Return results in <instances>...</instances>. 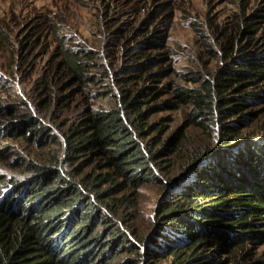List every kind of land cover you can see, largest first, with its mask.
I'll use <instances>...</instances> for the list:
<instances>
[{
    "label": "trees",
    "instance_id": "trees-1",
    "mask_svg": "<svg viewBox=\"0 0 264 264\" xmlns=\"http://www.w3.org/2000/svg\"><path fill=\"white\" fill-rule=\"evenodd\" d=\"M258 32L255 22L248 23L241 34L249 40L226 43L211 78L200 87L178 89L181 101L199 109L193 118L204 116L197 120L200 125L207 127L204 119H211L217 108L240 117L249 107L247 96L235 94L264 82V42ZM156 56L138 64L141 73L162 60ZM78 57L65 51L57 68L83 83L86 73ZM164 73L160 69L148 76ZM122 92L118 106L87 108L73 120L60 137V155L49 164L29 162L32 174L9 186L0 177V264H109L134 246L127 241L135 230L117 218L126 217L121 209L132 207L137 189L152 181L166 190L144 251L154 264L166 256L172 257L169 264H264V134L240 138L242 121H216L222 130L219 149L195 152L178 181H166L158 175L166 170L158 158L179 149L183 130L165 140L162 149H147L139 137L147 134L154 106L142 111V98L150 95L152 101L161 91ZM24 116L5 123L0 132L30 140L37 131L39 141L54 139L31 114ZM150 129L162 130L157 125ZM8 150L0 153L5 156Z\"/></svg>",
    "mask_w": 264,
    "mask_h": 264
},
{
    "label": "rangeland",
    "instance_id": "rangeland-1",
    "mask_svg": "<svg viewBox=\"0 0 264 264\" xmlns=\"http://www.w3.org/2000/svg\"><path fill=\"white\" fill-rule=\"evenodd\" d=\"M262 15L264 0H0V128L31 114L38 127L54 134V139L39 141L40 132L31 135L29 128L25 130L30 140L0 132V150L10 151L5 156L0 153V177L9 186L12 180L22 181L32 174L29 162L49 164L53 155L61 153L60 137L67 126L87 108L118 106L124 89L161 91L152 101L150 95L142 98L146 102L142 111L154 106L146 120L147 134L139 137L147 149H162L165 140L183 130L179 149L158 158L166 168L158 173L163 180L178 181L195 152L219 149L217 137L222 130L216 121H242L240 138L261 136L264 82L250 83L243 93L235 94L251 100L243 116L217 108L211 119H204L207 127L197 122L203 115L193 118L199 109L181 101L177 91L200 87L211 78L224 58L225 44L249 40L241 34L248 23L255 22L257 36L264 42ZM67 50L79 55L86 73L83 83L73 82V74L57 68ZM157 54L162 60L141 73L138 64ZM160 69L166 73L159 78L148 76ZM165 101L171 105L163 106ZM153 125L162 130L150 131ZM7 186L3 193L9 192ZM165 193L157 181L146 182L137 189L135 204L121 209L126 217L120 214L119 222L137 235L132 231L127 244L133 243V248L109 264L155 263L144 251ZM171 258L156 263L169 264Z\"/></svg>",
    "mask_w": 264,
    "mask_h": 264
}]
</instances>
